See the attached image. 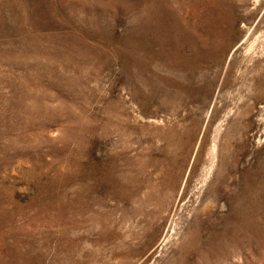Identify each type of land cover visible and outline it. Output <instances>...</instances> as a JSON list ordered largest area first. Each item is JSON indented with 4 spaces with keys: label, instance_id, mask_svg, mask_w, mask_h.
<instances>
[{
    "label": "rangeland",
    "instance_id": "obj_1",
    "mask_svg": "<svg viewBox=\"0 0 264 264\" xmlns=\"http://www.w3.org/2000/svg\"><path fill=\"white\" fill-rule=\"evenodd\" d=\"M0 264H264V0H0Z\"/></svg>",
    "mask_w": 264,
    "mask_h": 264
}]
</instances>
